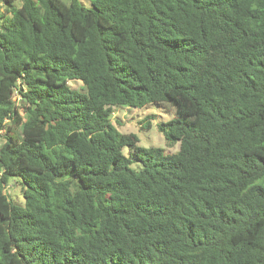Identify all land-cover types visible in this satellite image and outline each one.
<instances>
[{
	"label": "trees",
	"instance_id": "1",
	"mask_svg": "<svg viewBox=\"0 0 264 264\" xmlns=\"http://www.w3.org/2000/svg\"><path fill=\"white\" fill-rule=\"evenodd\" d=\"M89 1L0 12V264H264V0Z\"/></svg>",
	"mask_w": 264,
	"mask_h": 264
},
{
	"label": "rangeland",
	"instance_id": "2",
	"mask_svg": "<svg viewBox=\"0 0 264 264\" xmlns=\"http://www.w3.org/2000/svg\"><path fill=\"white\" fill-rule=\"evenodd\" d=\"M70 2V0H64ZM88 6H91L89 0H82ZM18 5L20 3L18 2ZM69 84L73 88L82 89L83 83L80 80H71ZM172 112L159 103H151L142 108L133 107H115L112 115L113 122L124 133H136L140 138V145L143 146H159L164 148L167 152L178 151L180 144L170 147L166 144L163 134L158 130L157 124L160 121L168 120L172 117ZM151 118V127H144L146 124V117ZM16 134L21 133L20 126H13L12 128ZM8 132L6 129L0 130V145L7 139ZM128 153V150H126ZM6 192L9 197L16 203L24 204V197L22 185L18 178L11 179L6 187Z\"/></svg>",
	"mask_w": 264,
	"mask_h": 264
},
{
	"label": "built area",
	"instance_id": "3",
	"mask_svg": "<svg viewBox=\"0 0 264 264\" xmlns=\"http://www.w3.org/2000/svg\"><path fill=\"white\" fill-rule=\"evenodd\" d=\"M5 11V0H0V12Z\"/></svg>",
	"mask_w": 264,
	"mask_h": 264
}]
</instances>
